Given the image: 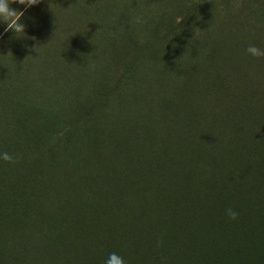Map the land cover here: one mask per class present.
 <instances>
[{"label": "rangeland", "instance_id": "rangeland-1", "mask_svg": "<svg viewBox=\"0 0 264 264\" xmlns=\"http://www.w3.org/2000/svg\"><path fill=\"white\" fill-rule=\"evenodd\" d=\"M27 17L24 36L0 38L4 75L24 85L32 79L34 104L44 86L60 81L71 104L65 122L80 124L70 150L87 156L78 164L88 177L80 175V186L97 184L100 212L121 211L116 227L125 208L141 205L126 224L143 230L140 241L109 243L107 253L126 264H264V58L245 52L264 48V0H42ZM30 115L35 134L41 121L37 111ZM156 118L163 150L147 129ZM16 132L5 134L10 143ZM67 166L66 159L56 175L45 174L44 197L61 198L75 223L89 213L78 211L81 188ZM21 224L0 223V264H53L52 254L68 245L57 231H32L27 240L16 234ZM110 231L104 224L85 243ZM88 237L75 249L85 251ZM97 259L90 254L85 264H104Z\"/></svg>", "mask_w": 264, "mask_h": 264}, {"label": "trees", "instance_id": "trees-1", "mask_svg": "<svg viewBox=\"0 0 264 264\" xmlns=\"http://www.w3.org/2000/svg\"><path fill=\"white\" fill-rule=\"evenodd\" d=\"M93 1L99 4L103 0ZM52 32H43L45 38L51 37ZM3 72L0 65V151H5L12 155L14 162H0V217L3 216V221L0 218V223L7 224L12 218H19V222H22V224L16 227V234L23 235V238L25 237L27 240L32 238V231L35 234L33 237L40 236V234L47 237L48 235L55 237L56 233L54 232H59L63 239L68 242V245L59 254H52L53 264H85L90 254L94 255L96 259L98 258V261L103 262L108 256L107 251L112 243L127 242L130 237L132 238V235L133 239L140 241L143 236V230H133L132 227H127L126 224L133 222L131 217L134 216V210L141 209V205L125 208L128 211V214L123 213L126 221L123 225L116 227V216L121 211H116L111 205L106 207V210H102L103 212H100L103 201L95 195L97 194V184H92V188L88 187L87 190H83L80 186V175L86 176L83 173L86 169L79 168L78 164H80L79 162L83 163L87 156L85 153H81L80 149L75 152L70 150L74 146L72 135L75 131H78L80 124L65 122L71 110V104L68 102V98H62L66 97L65 94L59 93L60 90L57 88V84H61L58 83L60 81H53L48 86L43 85L44 88L40 93L39 102L34 104L28 99V89L33 82L32 79L27 80V84L24 85L23 81H10L18 75L9 78ZM60 75L61 72H59ZM27 78L28 76L26 75L24 79ZM26 109L37 111L38 118L41 121L36 126L35 134H33L34 127L30 115L32 111ZM160 121L161 119L156 118L153 123L147 126V129L150 132H155V134H152V139L162 149L163 139H160L162 135V131H159ZM12 127L17 129L15 134L18 136L14 141L16 143H10L5 135ZM150 132L148 134L151 137ZM185 136H191V130L188 127L185 130ZM69 150L70 155L67 153ZM191 151L193 152L194 149ZM142 153L149 158L148 152L143 150ZM138 154L143 156L141 153ZM124 156L128 160L126 164L128 172H132L134 159L128 153L124 154ZM145 158H137L136 162L149 163V159ZM66 159L68 163L67 169L71 172L73 182L76 180L73 183V187L81 188V190L76 189L80 195L78 200L81 202L78 211L80 213L85 211L89 213L84 220L75 223L68 221L72 209L68 207V212L64 213L65 206H62L63 200L61 198V200L53 198L51 203L48 198L45 199L44 197L45 187H50L44 184L46 180L45 174L56 175L58 173L57 165H63ZM140 175L141 173L138 178ZM68 176L70 177V174ZM35 177H38V181L34 180ZM93 179L99 183L101 177L93 176ZM29 201L34 203L42 213H39L31 204L26 206ZM43 205H47L48 208H42ZM51 217H57V221L52 222ZM103 221L104 223L102 224ZM104 224L111 228V236L108 238L106 235L103 236V232L97 233L95 234L97 240L94 244L85 243ZM115 228H119V230L115 232ZM88 234L89 237L82 241L86 246V250L81 252V250L75 249V244L77 246L78 241H81ZM155 261L159 260L155 258Z\"/></svg>", "mask_w": 264, "mask_h": 264}, {"label": "clouds", "instance_id": "clouds-1", "mask_svg": "<svg viewBox=\"0 0 264 264\" xmlns=\"http://www.w3.org/2000/svg\"><path fill=\"white\" fill-rule=\"evenodd\" d=\"M41 3L42 0H0V26H3L0 38L9 32L16 39L24 36L27 25L22 22V17L31 19V17H27V14ZM13 4L19 7L13 8ZM245 52L254 59L264 58V48L257 47L256 45H249L245 49ZM0 162L13 163L14 159L8 152L0 151ZM225 215L231 220L237 218V212L232 208L225 209ZM104 264H126V262L122 256L111 252L105 259Z\"/></svg>", "mask_w": 264, "mask_h": 264}]
</instances>
